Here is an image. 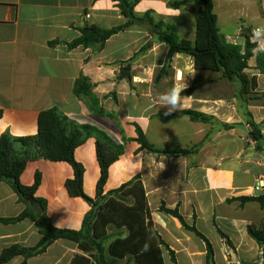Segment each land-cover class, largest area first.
Segmentation results:
<instances>
[{"label":"crops","instance_id":"obj_1","mask_svg":"<svg viewBox=\"0 0 264 264\" xmlns=\"http://www.w3.org/2000/svg\"><path fill=\"white\" fill-rule=\"evenodd\" d=\"M179 1L138 0L134 10L138 16L149 12L155 21L171 24L177 35L194 40V14L184 6L168 5ZM214 13L228 43L244 47L249 37L258 48L250 29L264 27L260 0H214ZM126 22L116 0H0V136L36 135L41 112L52 108L79 125L98 128L123 147L109 169L104 193L139 176L154 231L174 251L177 264V259L208 264L207 247L176 217L161 212L163 204L177 208L186 223L209 240L215 263L264 264L263 249L247 230L250 224L261 225L264 207L257 201L242 205L236 200L264 195V190L255 189L264 179V74L256 69V57L264 51L255 50L246 70L256 78V86L240 96L236 82L221 72L196 70L188 54H176L160 75L169 47L158 42L149 25H130L102 47H69L85 26L111 29ZM54 41L58 44L51 46ZM80 77L90 81L91 96L75 95ZM178 78L188 85L181 93L184 110L165 116L167 108L159 107L157 98ZM189 111L205 115L207 121H193ZM251 121L263 136L262 148L250 137ZM138 129L158 150L191 152L186 156L148 152L137 140ZM74 157L85 168L84 192L95 198L101 176L96 139L87 138ZM38 173L41 182L34 198L45 202L52 225L80 230L91 206L66 189V181L74 178L72 166L46 159L29 161L20 183L33 186ZM27 207L8 183L0 181V219H15ZM108 234L109 244L128 232L110 226ZM41 239L30 218L0 222V255L12 246L33 248ZM162 250L165 264L168 258L172 261L167 248ZM77 255L89 258L77 243L59 239L25 263L18 256L5 264H71Z\"/></svg>","mask_w":264,"mask_h":264},{"label":"trees","instance_id":"obj_2","mask_svg":"<svg viewBox=\"0 0 264 264\" xmlns=\"http://www.w3.org/2000/svg\"><path fill=\"white\" fill-rule=\"evenodd\" d=\"M116 1L127 18L125 24L111 29H101L96 25L85 26L81 30V36L70 43L69 47H102L110 37L124 31L130 25L145 24L154 29L158 42L169 47V55L160 75L166 73L176 54H188L193 57L196 70L221 72L223 77L236 82L238 84L237 93L240 96L250 92L256 86V78L249 77L246 70L250 68L249 61L255 55L257 44L249 37L244 47L230 44L225 40L217 25L214 0H182L168 4L175 9L184 6L194 14L196 28L194 40L177 35L171 24L155 21L149 12L138 16L134 10L138 0ZM55 44L58 42H50L51 46ZM256 62V69L264 74V54H258ZM74 93L78 97L91 96L90 81L86 77L77 79L74 84ZM97 111L104 113L102 109H97ZM186 113L193 121H207V117L203 114L193 111ZM2 114L0 110V119ZM250 128V137L262 148L263 136L258 126L251 121ZM90 137L96 139L97 159L101 169L95 198H90L84 192L85 168L74 157L75 149ZM137 140L141 148L148 152L173 156H186L191 152L190 150H158L148 143L140 129H138ZM122 153V145L116 144L104 131L88 125H79L56 108L41 112L38 120V133L34 136L13 137L8 132L2 134L0 136V181L8 183L28 207L19 217L0 219V222L11 223L30 218L35 222L42 239L33 248L12 246L5 249L0 255V264L8 263L18 256H22L25 263L29 258L44 253L59 239L77 243L79 249L89 255V258L77 255L71 264H165L162 246L167 248L172 261L177 264L174 251L154 231L151 210L139 176L116 190L104 193L109 169ZM37 159L67 162L72 166L74 178L66 181V189L71 197L83 198L91 206L80 230L54 227L46 214V204L43 200L37 199L44 208L41 215H38L26 201L28 197H34L40 185L41 176L39 173L36 175L34 185L31 187L22 185L20 176L27 163ZM236 200L242 205L257 201L264 207V195L239 197ZM160 211L176 217L186 229L200 237L207 247V263L216 264L212 244L194 225L190 226L186 223L177 208L168 209L163 204ZM110 226L126 229L127 236H119L108 244L111 237L108 234ZM247 230L264 252V220L259 226L248 225ZM222 236L230 245L228 237L223 233Z\"/></svg>","mask_w":264,"mask_h":264},{"label":"clouds","instance_id":"obj_3","mask_svg":"<svg viewBox=\"0 0 264 264\" xmlns=\"http://www.w3.org/2000/svg\"><path fill=\"white\" fill-rule=\"evenodd\" d=\"M264 27H258L253 29V38L258 42L257 51H264ZM191 71V66H189ZM137 79V77H133ZM179 79V78H178ZM187 83L182 79L175 83L167 92L161 94L157 98V104L159 107H166L167 111L164 113L165 116L170 115L176 110H184L185 98L181 96V93L187 88Z\"/></svg>","mask_w":264,"mask_h":264},{"label":"water","instance_id":"obj_4","mask_svg":"<svg viewBox=\"0 0 264 264\" xmlns=\"http://www.w3.org/2000/svg\"><path fill=\"white\" fill-rule=\"evenodd\" d=\"M124 73H125V75H127L128 74V69H124ZM27 200L30 202V204L32 206H34L37 209V214L38 215H41L43 213L44 208H43V206H42L40 201H38L33 196L28 197Z\"/></svg>","mask_w":264,"mask_h":264},{"label":"built area","instance_id":"obj_5","mask_svg":"<svg viewBox=\"0 0 264 264\" xmlns=\"http://www.w3.org/2000/svg\"><path fill=\"white\" fill-rule=\"evenodd\" d=\"M260 3H261L262 10H263V12H264V0H260ZM255 28H258V27H255ZM255 28H251V29H250V37H251L253 40H255V39L253 38V29H255ZM255 189H256V190H264V179H261V180L258 181V183H257L256 186H255Z\"/></svg>","mask_w":264,"mask_h":264},{"label":"rangeland","instance_id":"obj_6","mask_svg":"<svg viewBox=\"0 0 264 264\" xmlns=\"http://www.w3.org/2000/svg\"><path fill=\"white\" fill-rule=\"evenodd\" d=\"M177 260H178V264H189L188 261H186V260H184V259H177ZM221 262H222V261H220V260H216V263H217V264H222ZM166 264H173V263H172V261L168 258V259L166 260Z\"/></svg>","mask_w":264,"mask_h":264}]
</instances>
